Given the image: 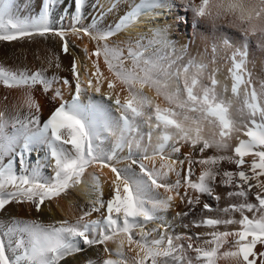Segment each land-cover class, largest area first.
<instances>
[{
	"label": "snow or ice",
	"instance_id": "6c2138e0",
	"mask_svg": "<svg viewBox=\"0 0 264 264\" xmlns=\"http://www.w3.org/2000/svg\"><path fill=\"white\" fill-rule=\"evenodd\" d=\"M59 3L42 0L36 16L14 21L6 19L8 0H0V42L58 38L62 53L73 57L71 80L23 61L0 64V84L21 90L28 109L10 118L0 112V213L15 204L51 220L0 222V264H67L76 257L78 264H264L258 249L264 248V80L254 78L246 50L248 30L264 38V28L253 23L264 15V0H184L196 25L222 11L248 25L238 34L240 47L222 36L211 52L187 60L164 28L118 39L146 13L166 16L174 0H132L103 28L83 24L86 0H72L67 27H57L52 15ZM123 4L111 0L97 20ZM70 34L96 42L93 51L82 49L84 60L72 53ZM37 86L53 105L44 119L32 95ZM33 153L45 154L48 176L28 164ZM81 185L94 193L91 199L61 203ZM177 201L183 207L175 218L191 216L183 225L190 231L173 232L165 218ZM66 212L74 217L56 219Z\"/></svg>",
	"mask_w": 264,
	"mask_h": 264
},
{
	"label": "bare ground",
	"instance_id": "6f19581e",
	"mask_svg": "<svg viewBox=\"0 0 264 264\" xmlns=\"http://www.w3.org/2000/svg\"><path fill=\"white\" fill-rule=\"evenodd\" d=\"M9 9L8 15L6 19L12 20H27L29 17L36 16L42 7V0H8ZM132 0H124V4L112 11L111 13H105L104 17L97 20V17L101 11L108 7L111 3V0H86L85 9L82 12L83 24L88 26L96 22L99 24L101 28L111 26L116 22V20L124 15L127 11L130 10ZM139 2V0H136ZM198 3L199 0H196ZM176 7L171 11L165 10L167 12L166 16L156 17L154 13H146L144 17L139 20L138 26H133L127 29L123 35L119 36L118 39L124 40L127 37L131 36L133 39L136 38L137 32H143L146 36L150 37L151 32L150 29L153 28H164L167 32L168 37L175 45L177 49V55H180V48L184 47L187 55L185 56V60L190 57H202L205 55L206 51L211 52V47L213 43L217 42L219 35L215 32V30H210L208 27H205L203 24L196 25L193 23V28L191 29V35L187 37V34L180 32L178 35H174L173 31L177 28V19L176 17L180 15L179 7L177 4L181 3V9L185 11L183 8L184 0H174ZM72 0H60L59 6H53V15L52 20L57 25V27H67L69 23V19H67L70 15ZM186 12V11H185ZM188 14V18L191 21V14ZM183 16V15H182ZM170 17V19H168ZM155 20V23H150L151 20ZM189 22V21H188ZM192 22V21H191ZM177 31V30H176ZM224 36L231 37V39L235 42L237 47H240L242 41L238 35V33L234 31H227L224 33ZM70 41V47L72 53H74L81 60H84V53L82 49L87 47L88 51L91 52L95 48V41H92L88 36H84L82 38L70 34L68 37ZM72 42H74L75 46H72ZM144 43H147V39H145ZM248 61H249V69L253 72L254 78L258 81L264 80V51L258 50L257 47L253 44H249L248 48ZM23 54V55H21ZM19 57V59H17ZM72 55L63 54L61 51V42L58 38H37L34 41H16V42H0V64H3L5 67H14L20 64L21 61L27 64L29 68L37 69L41 66L47 69L48 76H59L66 77L71 80V73L69 72V68L72 63ZM130 61L128 65L130 66ZM59 64V67L56 65ZM102 70H104L107 74L106 66L101 62ZM223 71L226 74L227 65H222ZM217 78L223 81V76L219 73L217 74ZM54 87H60V84L57 83ZM145 93L150 96H155V90L149 87H145ZM65 98H68L69 93L67 89H64ZM127 93H121V98L123 99ZM33 98L40 104L42 119L46 118L50 111L52 110L53 105L49 103L47 96L42 92V86H37L32 89ZM48 95H51L49 93ZM230 95V93H229ZM6 98V99H5ZM22 99V91L19 89H9L3 84H0V112H4L5 117H11L16 114L17 111L21 113V115L27 113L28 109L26 107L21 106ZM158 102L163 103L162 99H159ZM11 127L7 129V131L11 132ZM184 152L188 151V148L185 147L183 149ZM126 152V150H125ZM35 154L38 157V161L35 158H32L31 155ZM28 156V164L31 167H35L37 165L41 166L42 175L48 176L51 171H48L43 167L44 162V153H33ZM41 154V156H39ZM206 154H213V151H209ZM230 154V153H226ZM8 161V157L4 158V162ZM14 167H18L20 173L25 171L23 164H16V160H13ZM106 173L107 169L104 170ZM199 168H197L196 175H199ZM105 198L108 197L109 192L107 185L104 186ZM94 196V193L84 190L83 185L73 190V194L67 199L62 201L61 203L64 205H68L69 203H81L83 204L85 201L91 199ZM177 207L173 209H169L165 214L166 220L173 224V232L181 233L185 231H190L188 229H184L183 225L189 222V219H192L191 216L188 218H184L181 220L180 218H175L177 212L181 211L182 205H179V201L176 202ZM213 203H215L213 201ZM67 215L68 217H74L73 212L60 213L56 216V219L64 218ZM9 216L23 218V219H40L44 223L51 222L49 217L46 216H37L35 213H29L26 211L25 206L17 207L15 204L8 206L7 213H0V222L6 221ZM93 219L97 218L96 214H93ZM175 218V220H174ZM238 218V216H237ZM206 229H197V231H204ZM112 247L113 245H109ZM259 250H264V248H260ZM90 256L94 257V253L92 251L89 252ZM80 257L76 258H68L67 264H78Z\"/></svg>",
	"mask_w": 264,
	"mask_h": 264
},
{
	"label": "clouds",
	"instance_id": "9594fccd",
	"mask_svg": "<svg viewBox=\"0 0 264 264\" xmlns=\"http://www.w3.org/2000/svg\"><path fill=\"white\" fill-rule=\"evenodd\" d=\"M255 2L256 0H252V5H254ZM200 23L210 30H215L219 37L224 36V33L227 31H234L243 36L244 30L248 28L247 23L242 24L237 15L223 11L219 17L209 18L206 16ZM253 23L260 28H264V15L258 20H254ZM248 35L250 37V43L255 45L258 50L264 51V38H261V33L259 31L254 32L248 30Z\"/></svg>",
	"mask_w": 264,
	"mask_h": 264
},
{
	"label": "rangeland",
	"instance_id": "374dc122",
	"mask_svg": "<svg viewBox=\"0 0 264 264\" xmlns=\"http://www.w3.org/2000/svg\"><path fill=\"white\" fill-rule=\"evenodd\" d=\"M177 6L179 7V13H180L179 16L183 15L186 17V19H185L184 23H179L177 21V28H176L177 31L175 30V31H173V33H174V35H176V34L178 35L180 32H183V33L187 34V37L189 36L191 38L192 37L191 29L193 28V22H191L190 19L188 18L187 12H185L184 10L181 9L182 4L179 3V4H177ZM168 19H170V17ZM39 156H41V154H39ZM31 157L35 158V160L38 161V157H36L35 154L31 155ZM45 169H47L48 171H51V169H49V168H45Z\"/></svg>",
	"mask_w": 264,
	"mask_h": 264
}]
</instances>
